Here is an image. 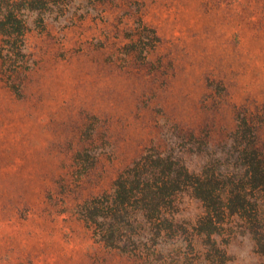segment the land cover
<instances>
[{"label":"rangeland","instance_id":"1","mask_svg":"<svg viewBox=\"0 0 264 264\" xmlns=\"http://www.w3.org/2000/svg\"><path fill=\"white\" fill-rule=\"evenodd\" d=\"M158 154L224 201L186 189L109 244L89 204ZM254 155L264 0H0V264H264Z\"/></svg>","mask_w":264,"mask_h":264},{"label":"trees","instance_id":"2","mask_svg":"<svg viewBox=\"0 0 264 264\" xmlns=\"http://www.w3.org/2000/svg\"><path fill=\"white\" fill-rule=\"evenodd\" d=\"M148 160L143 167L139 162L119 178L115 184V201H94L89 204L87 219L96 224H100L97 223L99 219L105 221L103 225L106 229H102L101 234L109 244H114L117 234L132 221L143 217L152 218L157 212L160 215L164 213L167 206H172L173 197L186 189H192L194 196L205 203L215 199L224 201V190L220 189L217 180L191 172L182 160L171 156L162 157L161 154ZM263 160L254 155L251 164L255 168V175H262L264 184ZM136 204L138 209L132 211L131 208ZM106 207L107 211H104Z\"/></svg>","mask_w":264,"mask_h":264}]
</instances>
